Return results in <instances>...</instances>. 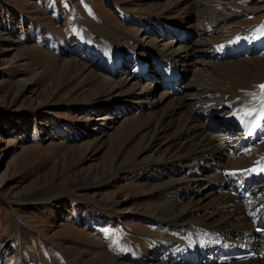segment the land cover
Here are the masks:
<instances>
[{"label": "bare ground", "instance_id": "obj_1", "mask_svg": "<svg viewBox=\"0 0 264 264\" xmlns=\"http://www.w3.org/2000/svg\"><path fill=\"white\" fill-rule=\"evenodd\" d=\"M154 1L162 16L134 21L141 35L130 57H121L110 35L92 38L80 29L67 57L102 96L89 118L105 113L93 121L86 150L94 157L109 135L125 136L136 157L123 169L113 159V174L138 173L140 191L131 199L150 202L138 210L123 199L115 212L83 200L82 222L91 229L130 214L155 228L145 247L126 241L125 252L110 249L111 264H264V108L247 118L237 113L240 95L250 108L264 100L263 82L236 80L233 89L219 90L215 79L239 56H264V36L249 43L241 34L217 46L210 40L217 31L195 15L210 0ZM242 251L255 259L235 260Z\"/></svg>", "mask_w": 264, "mask_h": 264}, {"label": "rangeland", "instance_id": "obj_2", "mask_svg": "<svg viewBox=\"0 0 264 264\" xmlns=\"http://www.w3.org/2000/svg\"><path fill=\"white\" fill-rule=\"evenodd\" d=\"M199 5L195 15L217 31L209 37L217 46L241 34L249 43L264 36V0ZM161 10L154 0H0V264H111L110 249L125 252L126 241L145 247L157 237L130 214L91 229L82 222L83 200L115 212L123 199L138 210L150 202L131 199L140 191L138 173L113 174V159L123 169L136 157L125 136L109 135L94 157L86 150L93 121L105 113L89 118L102 96L66 62L79 29L92 38L110 35L121 57H130L141 35L134 21L161 17ZM223 71L215 75L219 90L233 89L236 80L264 82V56H239ZM243 98L237 111L243 118L264 108V100L250 108Z\"/></svg>", "mask_w": 264, "mask_h": 264}, {"label": "snow or ice", "instance_id": "obj_3", "mask_svg": "<svg viewBox=\"0 0 264 264\" xmlns=\"http://www.w3.org/2000/svg\"><path fill=\"white\" fill-rule=\"evenodd\" d=\"M259 87H260L261 89H264V85H259Z\"/></svg>", "mask_w": 264, "mask_h": 264}]
</instances>
